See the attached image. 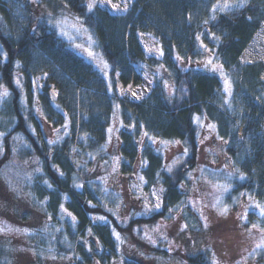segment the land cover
<instances>
[{"label": "trees", "instance_id": "trees-1", "mask_svg": "<svg viewBox=\"0 0 264 264\" xmlns=\"http://www.w3.org/2000/svg\"><path fill=\"white\" fill-rule=\"evenodd\" d=\"M216 3L133 0L127 12L114 13L99 5L88 12L87 0H42L39 4L0 0V46L7 52V60L0 53V85L10 93L0 100V133H4L0 137V218L33 229L29 244L36 254L34 264H43L44 256L72 258L71 264H110L117 250L114 232L133 234L135 225L169 219L185 198L179 184L186 183V169L198 160V142L207 122L215 124L217 136L228 142L226 153L233 169L245 176L244 180L236 177L232 181L224 202L229 204L246 193L264 204V61L242 60L264 24V0H247L243 7L227 12L214 11ZM59 4L80 17L94 50L109 66L107 75L73 49L58 30L37 21L36 10L47 6L55 11ZM140 32L158 39L163 48L161 57L146 54ZM201 42L223 65L231 82V97L224 91V77L219 72L194 66L208 55ZM139 70L154 77L151 91L141 100L120 96V82H142ZM42 74L46 80L40 90L37 77ZM17 77L19 86L14 82ZM164 81L176 89L172 98ZM53 88L57 90L54 98ZM116 116L120 123L121 175L139 171L147 191L165 189L162 208L134 218L129 225L119 224L104 209L88 203H102L104 198L92 193L94 184H90L86 169L76 168L73 160L76 149L99 154ZM196 116H200L203 128L195 122ZM53 128L61 129L62 139L49 145ZM144 132L156 140L180 141L189 149L184 163L169 173L163 152L156 150ZM34 159L35 168L25 171L24 165ZM57 169L64 175H58ZM97 213L111 221L93 222ZM248 221L245 227L257 222L264 227L258 211L250 212ZM89 227L94 237L87 235ZM201 230L191 229L193 233ZM12 248L0 240V264H24ZM260 258L264 260V252ZM186 260L187 264H211L209 252L199 249L187 254ZM124 264L143 263L129 258Z\"/></svg>", "mask_w": 264, "mask_h": 264}, {"label": "rangeland", "instance_id": "rangeland-1", "mask_svg": "<svg viewBox=\"0 0 264 264\" xmlns=\"http://www.w3.org/2000/svg\"><path fill=\"white\" fill-rule=\"evenodd\" d=\"M31 1V0H25ZM247 0H245L246 2ZM88 2V0H87ZM133 0H130L129 7ZM223 2V0H221ZM113 4H119L121 8L124 6V0H112ZM59 4L55 11L51 10L47 6L40 7L36 10L37 17L41 14L47 15L51 12L53 16L61 18V13L68 16V23L65 26V30L68 32V36H63L67 39L73 49L80 52L82 55L92 61L105 75L109 71V66L103 59V57L94 50L92 39L89 40V33L84 27L83 30L77 32L71 27L73 23H76L75 17L66 7ZM109 11L118 13L113 10L110 5H105ZM123 13V12H122ZM82 22V20H80ZM83 23V22H82ZM84 25V24H83ZM79 27V25H77ZM143 34V35H141ZM69 37H73L70 39ZM140 40L143 44L144 50L148 56L161 57L162 55L153 54L150 49H162L161 43L158 39L150 33L140 32ZM76 45H82L81 48H77ZM95 53L94 57L88 55V50ZM0 46V53L2 52ZM209 57L208 55L197 62L194 66L199 68L203 67V61ZM213 63H218L215 57H212ZM242 60L245 63L254 62L257 60L264 61V24L259 29L253 40L245 50ZM105 63L107 67H105ZM142 74L143 80L141 83H130L124 85L121 82L118 84V93L120 95L121 89L124 90L125 95L123 97L131 98L133 100H141L152 89L155 81L154 77L146 70H139ZM38 78V87L41 90L46 80V74H42ZM264 78V75H263ZM151 82V83H149ZM131 85V89H129ZM54 86V85H53ZM55 90L57 95V90ZM52 90V93H53ZM131 91H135L140 99L131 96ZM55 95V97H56ZM122 96V95H120ZM207 122L199 138V153L198 160L192 168H187L185 172L186 176V189L185 198L179 203L175 210L171 213L169 219H159L153 224H141L134 226V233L119 232L121 239L117 240V250L111 256L110 264H123L126 259L133 258L142 262L143 264H187L186 255L193 253L195 249L205 250L209 252V261L211 264H245L244 258H246V264H260L264 263V260L259 259L260 255H249L255 248L262 237V234L253 229L248 231L251 225L245 227V222L238 218L239 215L245 213L247 209V221L250 219V212L258 211L253 204L256 199H249L250 196L243 195L235 197L231 203L226 204L224 202V195L228 192H223L221 188L216 185H223L230 183L236 177H240L233 169L230 163V159L226 153V145L218 139L216 129L211 130L207 128ZM113 128L111 133V140L109 138L107 143L100 148L99 154H89V151H80L76 149V154L73 157L76 168L83 167L86 169L90 184H94L92 193L96 196H103L102 203L97 200L92 201L91 204L104 209L105 213L113 216L119 224L129 225L130 221L138 217H146L148 215H139L143 211V205L147 202L149 205L155 202V197L152 195V191L155 190L157 195H161L163 201V194L159 192L161 187L154 188L151 192L145 189L146 180L144 175L137 171L128 175H121L119 171L121 163L120 155V140L118 137V130L120 128L119 118L116 116L110 126ZM109 127V128H110ZM50 130V139L55 140L61 136V129L59 132ZM241 137V129H240ZM109 137V133H108ZM154 145L159 148L165 156V167L173 165V161L177 157L180 158L181 163L174 165L172 172L185 161V156H182L183 146L181 143H174L175 141H168V144H161L162 140H156ZM201 141H203L201 143ZM80 155L79 157H77ZM105 155L107 157H101ZM115 157H119V162L115 161ZM93 161L89 164V160ZM107 161V163H105ZM37 160H31L24 165L25 171H32ZM225 164H228V168L225 169ZM115 168V171L113 169ZM203 168L204 171H200ZM94 170V171H93ZM191 170L195 179L187 178V171ZM171 172V173H172ZM233 172L234 175L231 179L228 178L227 173ZM25 176L27 177L26 173ZM140 177L143 180H140ZM133 185L136 187L133 188ZM139 197V199H137ZM195 202V205L189 202ZM119 205V206H118ZM162 208V207H161ZM111 209V211H109ZM160 210V209H159ZM104 216L107 218V222L111 221V218L104 214H96L92 216L93 222H101L95 219V217ZM104 223V222H103ZM207 223V227H204ZM184 224H188V228L181 231ZM155 231L154 229H157ZM25 229L27 231H25ZM89 229L91 232H89ZM193 230H200V232L193 233ZM118 232V231H116ZM145 232L148 233L156 243H151L145 238ZM33 229L30 227H21L17 225L11 219L6 217L0 218V240H5L9 247L12 248V253L15 257H18L26 264H34L36 254L32 248L30 239L33 234ZM115 233V232H114ZM160 233L164 235L161 236ZM88 236H93L92 228H88ZM166 237V239H165ZM116 238V236H115ZM117 239V238H116ZM199 244V245H198ZM198 245V246H197ZM88 249V248H87ZM108 251V250H107ZM100 252L102 249L100 248ZM111 252V251H110ZM21 261V260H20ZM22 262V261H21ZM43 264H71L74 263L72 258L58 259L44 256L41 261ZM98 262V261H97ZM94 262L93 264H97ZM98 264H101L98 262Z\"/></svg>", "mask_w": 264, "mask_h": 264}, {"label": "snow or ice", "instance_id": "snow-or-ice-1", "mask_svg": "<svg viewBox=\"0 0 264 264\" xmlns=\"http://www.w3.org/2000/svg\"><path fill=\"white\" fill-rule=\"evenodd\" d=\"M31 2L33 4H39V3L42 2V0H31ZM129 2H130V0H124V6H123V8H121L119 4H113L112 0H88V2L86 4V8H87L88 12H92L93 9L97 7V5H99L100 7H104L105 5H110L113 10L117 11L118 13H122V12H127L128 7H129ZM244 5H245V0H223V3H221L220 0H217V3L215 5H213V10L215 11V10L218 9L221 12H227V11H230V10H232L234 8H241ZM62 7H66V6H62ZM36 19H37L38 22L39 21L43 22L41 24V26H43V24H47V25H49L51 27V29L58 30V32H59V34L61 36H68V32L65 30V26L68 23V16L64 15L63 12L61 13V18H57V17L53 16V14L51 12H49V13H47V15L41 14V16L36 17ZM75 21H76V23H73L71 25V27L73 29H75L77 32L83 30L84 25L80 21V17H75ZM205 23H207V21H205ZM77 25H79V27ZM33 32H35V28L33 29ZM141 35H143V34H141ZM212 35L215 36L214 33ZM69 38L73 39V37H69ZM197 38L199 39V37H197ZM89 40H91V36H89ZM76 47L77 48H81L82 45H76ZM201 47L203 48V50L205 52L209 53V57L205 61H203V67L205 69H208V70L212 71V72H219V74L222 77H224V91L229 97H231V95H232L231 82L228 80V78L225 76V74L223 72V65L222 64H218V63H213L212 57L215 56V53H213L212 50L207 47V45H204L203 42H201ZM150 52H153V54L163 55V50L162 49H150ZM2 55H3L4 59L7 60V52H3ZM88 55L91 56V57H94L95 53L92 52L89 49L88 50ZM177 59L178 60H183V57L177 56ZM197 63H200V62H197ZM18 64H19V62H17V65ZM105 67H107L106 63H105ZM14 82H15V84H17L19 86L20 83H21L20 82V78L17 77ZM34 83H35V81H34ZM149 83H151V82H149ZM163 83H164L165 88L169 89V93H168L169 98H172V96L176 92V89L174 87L170 86L167 81H164ZM40 87H43V86L40 85ZM108 87H109V90H110L111 89V82H109ZM129 89H131V85H129ZM180 91H184V90L181 89ZM9 94L10 93H9L8 89L6 87L0 85V100H3V98L7 97ZM55 95H56V92H55V90H53V98L55 97ZM120 95H122V96L125 95V92H124L123 89H121ZM131 96L134 97V98H137V99L141 98V97H139L137 95V93L135 91H131ZM257 99H259V98H257ZM228 106L231 107L230 102H228ZM116 108H119V105H116ZM37 112H39V109H37ZM195 122L197 123L198 127H200V128L204 127V124L201 121L200 116H196L195 117ZM63 127L66 129L68 127V124L65 123V125ZM130 127H135V125H131ZM207 128L211 129V130H215L216 129V125L215 124H208ZM33 131H34V129H33ZM54 131L59 132L60 129H55ZM107 132L109 133V137L108 138H109V141H110L111 140V133L113 132V128H111V127L108 128ZM65 134L67 135V133H65ZM3 135H4V133H0V137H2ZM143 136L148 137L149 140H151L153 145L156 144V142H157L156 138L152 137V136H149L148 132H144ZM61 139L62 138L58 136L56 140H51L50 139V140L47 141V143L49 145H53V144L58 143ZM218 139H220L223 142V144H225V145L228 143L227 141H224L223 137H219L218 136ZM202 142L203 141H201V143ZM160 143L166 145V144H168L170 142L161 141ZM174 143L179 144L181 142L180 141H175ZM141 145H142V141H141ZM0 150H2V149H0ZM156 150L159 151L160 149L157 148ZM73 151H75V149H73ZM188 152H189V149L187 147H185L184 150H183V153H181V155L182 156H187ZM114 159L118 163L120 158L119 157H115ZM105 163H107V161ZM144 163H145L144 161H141V164H144ZM180 163H181L180 158L177 157L176 160L173 161V165L167 166V171L169 173H171L172 170H173V166L174 165H179ZM53 167H56V166L54 165ZM224 168L227 169L228 168V164H225ZM37 171H40V169H37ZM57 171H58V175H60V176L64 175V173L59 172L58 169H57ZM113 171H115V168L113 169ZM200 171L203 172L204 169L201 168ZM235 172H239V169H235ZM233 175H234L233 172H228L227 173V176H228L229 179H231ZM187 178L188 179H195L193 177V174H192L191 170L187 171ZM239 178L241 180H244L245 179L244 174L241 173ZM140 180L142 181L143 178L140 177ZM44 183L47 184V186L49 188L52 187V185L48 181H44ZM75 187L82 188L83 185L82 184H76ZM135 187L136 186L133 185V188H135ZM179 187L182 188V189L187 190L186 189V185L183 184V183H180ZM216 187L221 188L223 190V192H228L232 188V185L230 183H226V184H223V185H216ZM159 192L161 194H163L165 192V189L160 188ZM152 195L155 197V202L153 204H151V205H149L146 202L143 205V211L140 212L139 215H148V214H150L152 212H157L159 209H161V207H162L161 195H157L155 190L152 191ZM243 195H246V193H241V196H243ZM65 199H67V197H65ZM137 199H139V197H137ZM249 199H252V197H249ZM189 202L192 203L193 205H195V202L191 201L190 198H189ZM88 203L91 205V201H88ZM252 206H254L256 209H258L259 217L264 219V204H261L259 202L253 201V204L250 205V207H252ZM61 208H63V205H61ZM64 211L66 212L67 210L65 209ZM109 211H111V209H109ZM169 211L171 212L172 209H169ZM68 215L71 216V213H69ZM238 218L242 221V223L243 222H249V221H247V209L245 210V213L242 214V215H239ZM72 219L75 220V217H72ZM95 219L98 220V221H101V222H107V218L104 217V216H98V217H95ZM204 227H207V223H205ZM187 228H188V224H184L182 226V228H181V231H183V230H185ZM253 229L258 230L262 234V237H261L260 241L258 243H256L255 248L252 250L251 253H249V255L256 256V255H260L261 252H264V227H261L259 222L251 223V227H250V229H248V231L251 232ZM154 230L158 231V226H157V229H154ZM25 231H27V230L25 229ZM89 232H91L90 229H89ZM114 234H115L117 240L121 239V235H120L119 232H115ZM160 235L163 236L164 234L160 233ZM145 238L148 239L151 243H156V240L153 239L151 236H149L147 232H145ZM165 239H166V237H165ZM53 258L55 259V257H53ZM244 261H245V264H246V258H244ZM97 264H98V262H97ZM121 264H123V261H121ZM217 264H218V262H217ZM237 264H240V262H237Z\"/></svg>", "mask_w": 264, "mask_h": 264}]
</instances>
